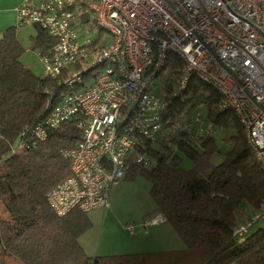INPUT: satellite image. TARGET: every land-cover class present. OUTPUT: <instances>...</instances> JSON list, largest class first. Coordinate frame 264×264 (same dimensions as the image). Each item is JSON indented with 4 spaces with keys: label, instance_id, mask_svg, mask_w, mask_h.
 Returning <instances> with one entry per match:
<instances>
[{
    "label": "trees",
    "instance_id": "obj_1",
    "mask_svg": "<svg viewBox=\"0 0 264 264\" xmlns=\"http://www.w3.org/2000/svg\"><path fill=\"white\" fill-rule=\"evenodd\" d=\"M97 1L72 0L62 8L72 12V30L90 42L84 47L87 57L54 78L37 76L22 64L25 49L18 26L0 38V264H264V227L253 226L242 238L233 234L264 205V172L233 112L219 109L220 96L210 86L192 77L181 94L173 96L181 63L170 54L155 88L167 102L161 137L137 151L151 165L129 160L126 172L129 178L140 175L150 183L154 213L178 235L184 249L88 256L79 243L92 225L87 213L73 209L57 216L49 207L47 193L70 176L69 160L61 152L79 142L82 114L48 128L45 141L34 140L31 130L64 99L91 84L95 75L90 73L101 69V64L87 67L110 43L87 7ZM30 24L36 30L30 37L32 49L51 54L57 41L38 24ZM72 72L80 75L68 85L63 80ZM198 104L207 109L204 121L201 118L207 129L200 135L179 122ZM216 130L225 133L226 142ZM20 141L28 147L12 153ZM176 153L193 167H182Z\"/></svg>",
    "mask_w": 264,
    "mask_h": 264
},
{
    "label": "built area",
    "instance_id": "obj_2",
    "mask_svg": "<svg viewBox=\"0 0 264 264\" xmlns=\"http://www.w3.org/2000/svg\"><path fill=\"white\" fill-rule=\"evenodd\" d=\"M71 3L21 0L16 10L18 27L36 23L57 41L51 54H37L46 77L87 57L89 38L72 30V12L62 10ZM87 7L110 37L87 66L102 67L91 84L64 99L30 135L45 141L48 128L82 114L79 142L61 152L69 160L70 176L46 195L54 214L108 207L110 187L124 177L129 160L151 165L137 151L145 142L155 144L163 131L167 102L155 88L168 54L181 63L173 96L192 77L210 86L220 96L219 109L233 112L264 172V0H99ZM79 75L72 72L63 82L70 85ZM180 121L189 132H204L198 112ZM27 147L20 141L12 153ZM261 220L264 205L233 234L242 238ZM126 230L134 234L132 226Z\"/></svg>",
    "mask_w": 264,
    "mask_h": 264
},
{
    "label": "rangeland",
    "instance_id": "obj_3",
    "mask_svg": "<svg viewBox=\"0 0 264 264\" xmlns=\"http://www.w3.org/2000/svg\"><path fill=\"white\" fill-rule=\"evenodd\" d=\"M19 30L18 38L25 49L20 58L22 64H25L33 74L42 75V64L36 51L31 47L30 37L35 36V28L28 23L19 27ZM100 34L107 36L105 31H101ZM88 36L93 39L95 35L88 34ZM97 70L92 71L91 76L95 75ZM194 112H198L204 121L207 109L202 104L196 105L190 111L189 116ZM179 122L181 123V121ZM202 127L204 130L207 129L205 123ZM215 132L219 139L226 142L224 132L220 130ZM176 154L181 159L182 167H193V164L182 154ZM0 168L3 169V166L0 165ZM149 189L150 183L145 178L140 175L129 178L127 172L121 180L111 185L108 207L87 213V218L92 225L80 236L79 243L88 256H115L184 249L182 240L168 224L163 222L153 224L151 222L159 215L154 213L155 203L149 194ZM128 226L134 228L133 236L126 232ZM258 227H264V220L257 222L252 229Z\"/></svg>",
    "mask_w": 264,
    "mask_h": 264
},
{
    "label": "crops",
    "instance_id": "obj_4",
    "mask_svg": "<svg viewBox=\"0 0 264 264\" xmlns=\"http://www.w3.org/2000/svg\"><path fill=\"white\" fill-rule=\"evenodd\" d=\"M19 5H20V0H0V38L2 36V33L6 29L11 27H16L18 25L16 10ZM19 31L20 30L18 29V36H19ZM24 66L26 65L24 64ZM126 232L128 233L127 230ZM134 234H135V230H134Z\"/></svg>",
    "mask_w": 264,
    "mask_h": 264
}]
</instances>
